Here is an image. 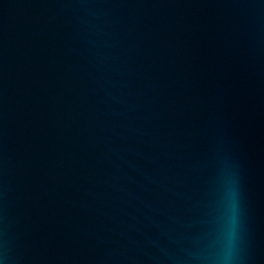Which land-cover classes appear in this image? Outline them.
<instances>
[{"label":"water","instance_id":"95a60500","mask_svg":"<svg viewBox=\"0 0 264 264\" xmlns=\"http://www.w3.org/2000/svg\"><path fill=\"white\" fill-rule=\"evenodd\" d=\"M0 264H264V0H0Z\"/></svg>","mask_w":264,"mask_h":264}]
</instances>
